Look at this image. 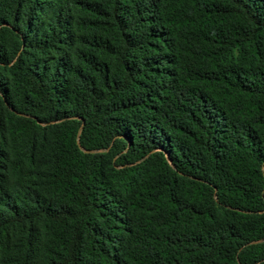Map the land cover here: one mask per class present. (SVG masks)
Wrapping results in <instances>:
<instances>
[{
    "label": "trees",
    "instance_id": "trees-1",
    "mask_svg": "<svg viewBox=\"0 0 264 264\" xmlns=\"http://www.w3.org/2000/svg\"><path fill=\"white\" fill-rule=\"evenodd\" d=\"M0 264H264V0H0Z\"/></svg>",
    "mask_w": 264,
    "mask_h": 264
}]
</instances>
